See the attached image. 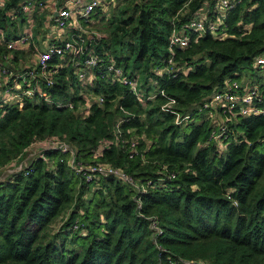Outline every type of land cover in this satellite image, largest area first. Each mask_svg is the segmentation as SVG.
I'll return each instance as SVG.
<instances>
[{"label":"trees","instance_id":"16d2710c","mask_svg":"<svg viewBox=\"0 0 264 264\" xmlns=\"http://www.w3.org/2000/svg\"><path fill=\"white\" fill-rule=\"evenodd\" d=\"M20 1L0 9L1 29L14 32L0 41V61L9 56L16 71L34 66L19 57L44 50L34 39L46 32L36 22L27 49L7 47L21 36L15 19L26 20ZM216 3L124 0L108 25H95L103 69L87 79L69 56L54 57V85L40 82L37 94L1 102L0 175L23 167L0 181V264H264V113L231 114L220 143V110L205 107L227 81L247 85L245 71L261 69L264 0L237 2L224 37L188 29L189 45L170 47L176 27L201 10L216 18ZM111 61L138 82L144 102L109 73ZM169 98L184 122L162 109ZM53 141L87 167L120 168L140 189L114 174L78 172L71 152ZM40 142L44 150L27 159Z\"/></svg>","mask_w":264,"mask_h":264},{"label":"built area","instance_id":"2783aa9c","mask_svg":"<svg viewBox=\"0 0 264 264\" xmlns=\"http://www.w3.org/2000/svg\"><path fill=\"white\" fill-rule=\"evenodd\" d=\"M240 0H217L216 18H210L205 11H200L194 17L190 18L187 23H182L179 29L172 32L170 36V47H187L189 45V36L186 33L188 29L194 30V32L204 33L206 31L212 32L214 35L223 33L226 34L224 25L228 11L236 6V3ZM41 4L44 6L45 2L42 0ZM103 5V0H89L88 2L75 3L73 7L59 6L56 11L51 15L48 20L49 28H55L71 32L72 39H64L62 42L56 40L46 44L44 50H38L33 54L31 62L34 66H28L29 68L19 69L16 71L12 66L11 62L8 61L9 56H6V63L0 61V107L3 103H9L12 100L21 98L22 96H33L40 92V82L47 83L48 85H54L52 78L53 66L50 65L51 60L54 57L65 58L69 56L71 58V64L76 65L77 72L80 77L89 79L95 74L96 68L98 70L104 68V59L96 53L92 48L93 43L103 37V33L94 26L93 15L97 7ZM4 3L0 0V9L4 7ZM21 8L27 13H32L34 7L37 6V0H27L26 3L20 4ZM79 30V33H74L72 30ZM178 30V31H177ZM77 37H75V36ZM4 32L0 30V41L5 38ZM33 33L23 34L17 39L7 41V47L14 49L21 45L28 46L32 41ZM88 48L90 49L88 52ZM171 58L169 59V62ZM171 63V62H170ZM256 67L264 68V56H258L256 58ZM110 72H116V78L123 82L125 85H130L140 101L144 102L142 95L138 89V82L132 79H127L122 76V69L117 67L114 61H111L108 69ZM15 78L14 83L17 85H11L10 80ZM42 94V93H41ZM98 101L104 103V97L98 96ZM48 101L49 98L46 97ZM170 100L162 106V109L166 112L175 113L177 117V123H182L188 116L181 117L180 114L176 113L174 105L176 100L169 98ZM264 101V96L259 93V88L250 87L243 85L237 80L227 81L222 91L215 95L214 98L205 104L207 108H214L219 112L220 118L214 117L218 121L217 130L221 124H224L221 131L214 130V138L217 142L222 141V137L225 135L226 123L231 120V114L235 112L242 115H258L264 113V106L259 105ZM3 102V103H1ZM264 103V102H263ZM121 123V122H120ZM55 146L61 145L64 152H71L73 159L71 161L72 166L78 171L84 174L90 171L92 174L95 173L102 175H117L121 177L125 182L132 185L136 190L140 189L139 185L129 177L127 173L117 167H111L107 165H96L94 167H87L80 162L76 161L75 152L69 145L59 143L58 141L52 142ZM15 169L11 172H19L22 169ZM96 174V176L98 175ZM94 175H89V179H93ZM175 176V174H173ZM139 208H141V202H139ZM152 227L159 230L157 223L152 222ZM162 232V230H160ZM205 264V263H203Z\"/></svg>","mask_w":264,"mask_h":264},{"label":"crops","instance_id":"0c3cea01","mask_svg":"<svg viewBox=\"0 0 264 264\" xmlns=\"http://www.w3.org/2000/svg\"><path fill=\"white\" fill-rule=\"evenodd\" d=\"M6 1L7 0H2V3H4V5H5ZM38 1L39 0H37V2ZM88 1L89 0H44V2H45L44 6H40V5L35 6L33 9L34 11L32 13H30V14L27 13L25 22L20 21L21 20L20 18H16L14 27L16 29H18L17 32L20 31L19 33H21V35L32 32L33 36H35L36 31L38 30L37 26H36V24H37L36 22H39L40 23L39 26H41V24H42V26H43L42 28L46 29V32L40 33V35L38 37H36V39H34V40H35L36 44H38L40 47L46 48L45 46L47 43L54 42L56 40H64L65 38H68L72 35L70 31H67L65 33V31L56 30L55 28H49L48 20L51 17V15L56 11L57 7L67 6V7L71 8L74 6L75 3L88 2ZM113 1L114 0H103V5H102L101 9H103L104 14H98L97 16L93 17L94 26L97 25L99 28H102L103 24L108 25L109 19L112 18L113 15H116L119 13V9L124 4V1H122V0L118 1L117 0V2L114 5L112 4ZM26 2H27V0H21L19 2V4H24ZM118 3L120 4L118 9H115L113 11V8H116ZM106 5L108 8H110L108 14H107L108 10L105 8ZM36 13L38 14L37 17L35 15ZM11 14L14 15L15 13L12 12ZM103 16L105 18H103ZM101 18H103V19H101ZM100 19L101 20L105 19V21H100ZM0 30L4 32V30L1 29V27H0ZM4 35L6 36L5 33H4ZM10 40H13V39H10ZM27 48H28L27 46L21 45L20 49L23 50V49H27ZM31 58H32L31 55L28 56L27 53H25L19 57L18 61L20 63H22V62L27 61ZM44 148H45V146H44V143H42V142L35 144L33 149L29 148L30 149L28 152L29 155L26 154L27 155L26 158L30 159V158L34 157V155L36 153L39 154L40 152H42L44 150Z\"/></svg>","mask_w":264,"mask_h":264},{"label":"rangeland","instance_id":"374dc122","mask_svg":"<svg viewBox=\"0 0 264 264\" xmlns=\"http://www.w3.org/2000/svg\"><path fill=\"white\" fill-rule=\"evenodd\" d=\"M118 1H121V0H118ZM122 1H124V0H122ZM116 2H117V0H114L112 2V4L114 5ZM107 5H106L105 8L108 10L107 11V14H108L110 8H108ZM119 5L120 4L118 3L117 7L116 8H113V11L115 9H118ZM123 9H124V4L120 7L119 12L122 11ZM100 21H105V19L104 20H100ZM185 23H187V22H185ZM103 26H105V24H103ZM7 32H6L7 36H8V34H10L11 37L14 36V32H10V31H7ZM226 34L223 33L222 35L225 36ZM262 56H264V55H262ZM243 76H244V78L245 77L248 78V82L249 83L247 85H249L250 87L259 88L258 85H264V68H261V69H258L257 68V69H252V70H246L245 73L243 74ZM258 77H260L261 80H258ZM241 81L242 80L238 79V82L242 83ZM253 83H255V86H254ZM11 174H13V172L6 171L4 174L0 175V181L2 182L3 180H6L7 178L11 177V176H9ZM63 223H64L63 218L58 219V221L53 224L52 229H54L56 232H59V230L61 229Z\"/></svg>","mask_w":264,"mask_h":264},{"label":"water","instance_id":"95a60500","mask_svg":"<svg viewBox=\"0 0 264 264\" xmlns=\"http://www.w3.org/2000/svg\"><path fill=\"white\" fill-rule=\"evenodd\" d=\"M2 60V59H1Z\"/></svg>","mask_w":264,"mask_h":264}]
</instances>
